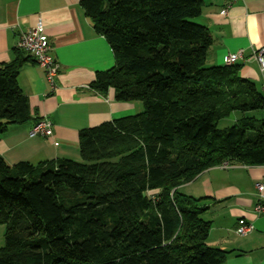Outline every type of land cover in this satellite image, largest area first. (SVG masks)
Segmentation results:
<instances>
[{
	"label": "trees",
	"instance_id": "1",
	"mask_svg": "<svg viewBox=\"0 0 264 264\" xmlns=\"http://www.w3.org/2000/svg\"><path fill=\"white\" fill-rule=\"evenodd\" d=\"M80 4L114 58L90 87L143 111L79 131L81 162L0 158V264H224L206 208L178 188L223 163L264 166V118L246 115L264 95L239 64L208 65L210 33L192 21L203 0ZM22 54L0 64V139L32 119Z\"/></svg>",
	"mask_w": 264,
	"mask_h": 264
},
{
	"label": "crops",
	"instance_id": "2",
	"mask_svg": "<svg viewBox=\"0 0 264 264\" xmlns=\"http://www.w3.org/2000/svg\"><path fill=\"white\" fill-rule=\"evenodd\" d=\"M81 1L0 0V64L14 59L19 36L40 24L58 65L51 85L33 58L22 54L26 61L16 81L32 119L9 125L1 136L0 158L8 166L71 160L79 155V131L136 112L133 102L115 101L112 90L102 95L90 87L97 73L114 66V58L84 15ZM192 21L210 33L208 65H223L228 54L241 50L243 60L236 63L240 76L264 95V72L253 57V51L264 46V0H203L201 15ZM42 119L50 121L51 135L30 138L28 133ZM261 184L264 166L233 163L209 168L178 188L206 208L207 245L226 252L224 264H264V209H258L264 208V192L257 189ZM240 220L251 225L244 236L235 232ZM4 231L0 224V248Z\"/></svg>",
	"mask_w": 264,
	"mask_h": 264
},
{
	"label": "built area",
	"instance_id": "3",
	"mask_svg": "<svg viewBox=\"0 0 264 264\" xmlns=\"http://www.w3.org/2000/svg\"><path fill=\"white\" fill-rule=\"evenodd\" d=\"M225 12L226 11H224L223 14H225ZM17 48L33 58L35 64L44 70L46 80L53 85V78L57 73L58 65L50 55L51 46L42 32L40 24L30 28L19 36ZM253 57L258 63L260 71L264 72V46L253 51ZM239 60H243V53L241 50L236 53L228 54L223 59V65L231 66L236 64ZM51 126L50 121L42 119L30 130L28 136L30 138L49 137L51 135ZM228 166L227 163H223L220 165V168H228ZM257 189L260 194L263 193L264 185H258ZM258 209L263 210L264 208L259 206ZM250 230L251 225L245 224L244 221L240 220L235 232L238 236H244Z\"/></svg>",
	"mask_w": 264,
	"mask_h": 264
},
{
	"label": "rangeland",
	"instance_id": "4",
	"mask_svg": "<svg viewBox=\"0 0 264 264\" xmlns=\"http://www.w3.org/2000/svg\"><path fill=\"white\" fill-rule=\"evenodd\" d=\"M133 104H136L135 105V108H136V113H140L143 111V106L141 103H135L133 102ZM135 113V112H134ZM247 116H255L257 118H264V111H256V112H251V113H248L246 114ZM238 117H241V115L239 113H233L229 118L225 119V120H222L219 124H218V128L219 129H222V128H225V127H229L230 125L233 124V121L238 118ZM71 160L75 161V162H81V159L79 157V155H76L74 156L73 158H71ZM181 192V191H179ZM4 243V242H3Z\"/></svg>",
	"mask_w": 264,
	"mask_h": 264
}]
</instances>
